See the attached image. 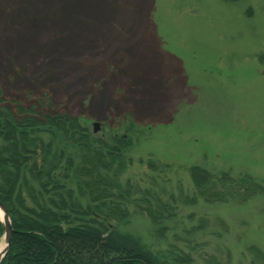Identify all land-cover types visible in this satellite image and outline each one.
<instances>
[{"label":"rangeland","instance_id":"374dc122","mask_svg":"<svg viewBox=\"0 0 264 264\" xmlns=\"http://www.w3.org/2000/svg\"><path fill=\"white\" fill-rule=\"evenodd\" d=\"M0 100L130 141L120 180L139 202L113 224L160 258L264 264V193L208 204L190 173L246 174L264 187V0H0ZM42 138L59 184L78 191L63 180L75 177L77 145ZM26 178L35 197L24 193L25 205L56 197ZM147 191L175 214L159 225L143 214Z\"/></svg>","mask_w":264,"mask_h":264},{"label":"trees","instance_id":"16d2710c","mask_svg":"<svg viewBox=\"0 0 264 264\" xmlns=\"http://www.w3.org/2000/svg\"><path fill=\"white\" fill-rule=\"evenodd\" d=\"M42 133L51 134L63 144L77 145L78 162L66 167L67 173L75 172V177L66 174L63 180L75 182L78 191L57 181L60 165L48 160L55 157L53 144L44 142ZM111 140L107 142L88 133L76 116L51 111L40 113L35 105L28 107L0 100V200L10 211L14 228L11 248L1 264L192 263V258L183 254L170 253L171 261L169 256L160 258L140 239L114 226L113 222L127 220V204L139 202V198L131 199L130 187L120 180L126 169L120 156L131 145L130 141L115 134ZM27 171L41 186L38 193L56 196L47 200L48 205L38 204L37 209L25 205L24 193L26 197H35L34 188L26 178ZM190 173L196 196L208 204L242 202L264 193V187L250 175L238 178H232L229 173L213 175L199 166L192 167ZM21 181L30 187L25 186V191L17 188ZM48 185L52 189L48 190ZM144 194L145 205L137 207L156 224L175 214L158 195L150 191ZM3 231L0 222V237Z\"/></svg>","mask_w":264,"mask_h":264},{"label":"water","instance_id":"95a60500","mask_svg":"<svg viewBox=\"0 0 264 264\" xmlns=\"http://www.w3.org/2000/svg\"><path fill=\"white\" fill-rule=\"evenodd\" d=\"M99 124L98 123H93L94 127V132H97L99 129ZM0 212L2 213V217H0V221L3 224V229H4V241H5V247L2 253H0V264L5 257V255L8 254L10 248H11V243H12V233L14 231L13 228V223H12V217L10 214V211L8 207L2 203L0 200Z\"/></svg>","mask_w":264,"mask_h":264},{"label":"bare ground","instance_id":"6f19581e","mask_svg":"<svg viewBox=\"0 0 264 264\" xmlns=\"http://www.w3.org/2000/svg\"><path fill=\"white\" fill-rule=\"evenodd\" d=\"M0 217H2V213L0 212ZM5 243H3L2 241H0V253H2V251L4 250V245Z\"/></svg>","mask_w":264,"mask_h":264}]
</instances>
